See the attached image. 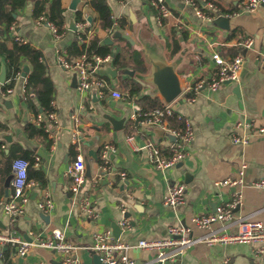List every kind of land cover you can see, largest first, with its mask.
Here are the masks:
<instances>
[{"label": "crops", "instance_id": "0c3cea01", "mask_svg": "<svg viewBox=\"0 0 264 264\" xmlns=\"http://www.w3.org/2000/svg\"><path fill=\"white\" fill-rule=\"evenodd\" d=\"M35 1L28 0L16 9L10 25L0 24V40L11 48L12 39L20 38L41 53L52 87L56 119L54 125L44 119L48 136L36 135L27 128L34 125L35 115L45 112L34 94L25 100L26 78L32 67L22 62L20 73L14 76L0 57V201L12 190V160L21 158L31 164L29 200L24 213L12 219L0 208V234L14 232L31 242L62 232L67 242L79 248L76 255L80 264H100L96 255L83 249L91 245L93 233L109 230L120 241L135 244L140 240L165 239L170 227L182 225L191 228L194 236H202L205 231L198 230L190 219L213 213L220 204L219 195L224 201L231 197L234 189L216 183L237 178L242 166V205L234 212L236 221L216 224L213 229L237 234L242 229L240 221L245 220L260 222L264 227V190L250 186L264 177V137L253 136L247 144L231 141L234 136L248 135L238 124L264 127V5L252 13H242L241 0H193L213 17L206 22L196 16L187 0H166L171 16L158 24L155 12L141 0H106L112 27L102 29L91 0H77L74 10L69 9L74 0H61L64 21L62 31H57L59 38L55 39L47 25V9L42 14L45 21L37 22L41 15H34ZM77 11L85 20V30L90 32L86 44L96 38L109 50L110 61L101 64L95 74L124 99L115 100L109 92L98 98L95 89L79 93L77 71L59 67V55L69 62L80 57L72 47L78 31ZM9 26H14V30L10 31ZM116 33L127 39L115 38ZM247 37L253 39V45L245 51L240 43ZM108 39L111 43H105ZM216 50L226 58L243 56L238 81L212 92L204 89L193 102H187L191 96L188 89L200 79L215 75L217 67L211 56ZM165 68L171 69L181 89L172 103L174 106L180 102L174 110L189 120L194 139L187 146L184 159L162 174L150 164L147 144H156L167 153L173 138L158 128L140 126L132 115L165 104L155 84L156 74ZM133 88L138 91L130 94ZM182 125L175 116L167 120L168 128L180 129ZM34 128L38 129L36 125ZM73 131L81 133L79 150L72 143ZM104 144L116 150L109 157L111 171L107 173L100 168L99 151ZM77 155L87 165L82 191L90 194L97 214L94 220L83 216L78 197L68 190L65 172ZM34 158L40 159L38 165ZM121 172L126 174L125 181L119 177ZM181 183L186 185L184 204L175 209L163 206L168 188ZM45 194L53 202L49 212L38 208ZM121 205L131 225L127 231H121L118 225ZM259 246L260 243H198L165 264H264V259L255 256ZM153 255L136 250L130 253L140 264H154ZM59 260V254L51 250L32 248L25 256H19L12 246L0 244V264H59Z\"/></svg>", "mask_w": 264, "mask_h": 264}, {"label": "built area", "instance_id": "2783aa9c", "mask_svg": "<svg viewBox=\"0 0 264 264\" xmlns=\"http://www.w3.org/2000/svg\"><path fill=\"white\" fill-rule=\"evenodd\" d=\"M149 9L155 12V18L158 24H161L163 20L171 16V10L167 5L166 0H141ZM186 3L193 8L196 16L206 22H211L213 17L202 11L200 6L193 0H187ZM240 12L252 13L260 6L264 5V0H241ZM209 8H212L210 5ZM236 15V14H232ZM228 17V16H227ZM45 21L43 15L38 19V23ZM86 23H78L76 28L78 33H82L85 37H77L79 44H86L87 38L90 34L86 29ZM47 25L51 28L53 37L59 38V34L55 26L47 22ZM9 30L13 31L14 26H9ZM15 40L25 43L20 38ZM243 50L247 51L251 49L253 45V39L250 37L244 38L240 43ZM212 62L217 67L215 75L210 79H200L192 88L187 90V93H191V96L186 98L187 102L191 103L197 94L201 93L204 89L209 91H215L219 86L226 83H235L238 81L239 73L243 66V56L238 54L232 58L223 57L218 50H216L211 56ZM110 61V56L100 57L92 55L90 57L85 54H81L74 62H69L64 56L59 55L57 62L60 68L63 70H76L77 71V83L76 89L79 93H84L91 89H95L98 98H103L106 92H109L110 96L115 100H122L124 96L118 91L110 90L108 82L95 74V70L103 63ZM7 93H11L10 89L6 90ZM180 121L183 125L180 129H171L167 127V120L174 117ZM55 124V112L53 104L51 103V110L39 113L34 116L33 124L38 128L44 129V132L48 136L49 129L44 124V119ZM132 120L137 122L140 126H146L148 128H158L165 134L171 136L173 141L169 144L167 153L157 146L156 144H147L149 151V162L160 173L165 174L168 170L174 168L179 164L186 155V148L193 142L194 135L190 126L189 120L183 118L177 114L173 109L172 103H165L161 107L139 110L132 115ZM248 135L243 138L236 136L231 138L234 144H247L251 137H264V127L254 128L252 124L242 123L237 125ZM80 136L79 131L72 132V143L76 146L77 150L80 149ZM129 137L128 140H131ZM116 152L115 148L111 145L104 144L99 151L100 168L104 173L110 172L109 157ZM39 158H34V164L38 165ZM30 162L25 159L17 158L11 162L12 170V182L11 193L5 200L0 201V208L12 219L20 217L24 213L25 205L29 198L27 196V190L29 188L28 171L30 168ZM245 166H242L241 170L237 174V178L226 179L222 182L216 183L217 186H224L234 189L231 197L224 201L222 196H218L220 204L216 207L215 211L208 215L193 216L190 222L198 230L205 231L202 236H194L192 229L187 226L170 227L168 229V236L161 240H140L135 244H128L115 238L111 231H104L102 233L92 234V243L88 247L83 249L97 255L100 260V264H140L138 261L130 257V253L133 250L147 251L153 253L152 262L154 264H165L166 262L173 261L180 255L184 254L185 250L191 248L195 244L204 243L207 245H231V244H249L260 243V246L255 251V256L264 259V227L260 222L254 221H240L242 229L237 234H230L223 231V228L213 229V226L218 224H228L234 219V212L242 205L241 187H243V170ZM66 177L69 179V192L78 197V205L83 216L89 220L97 218V214L93 208L90 200L89 192L82 191V186L86 180V165L81 155H77L75 159L68 165ZM119 177L122 181H125L126 174L121 172ZM99 180V178L97 179ZM96 180V181H97ZM250 186L264 190V177L252 182ZM239 188V189H238ZM186 185L181 183L172 185L168 188L164 198L163 206L175 209L185 202ZM124 205H121V216L118 225L121 231H127L131 229L130 222L125 217L126 212ZM38 208L42 212H49L53 209V202L51 198L45 194L43 200L38 204ZM0 244L10 245L16 249L19 256H25L32 248H43L51 250L55 254H59V264H80L76 251L79 249L75 245L67 242L64 233L58 232L51 235L46 239H36L31 242L23 240L20 236L14 232L8 235L0 234ZM149 264V263H147ZM223 264H228L225 261Z\"/></svg>", "mask_w": 264, "mask_h": 264}, {"label": "trees", "instance_id": "16d2710c", "mask_svg": "<svg viewBox=\"0 0 264 264\" xmlns=\"http://www.w3.org/2000/svg\"><path fill=\"white\" fill-rule=\"evenodd\" d=\"M28 0H0V24L10 25L13 21V13L16 9L21 8ZM90 6L98 13L100 27L102 29H109L112 27V21L110 17V9L106 3V0H91ZM47 9V20L53 23L58 32L62 31V25L64 21L63 8L61 7V0H36L34 15L38 17L42 15ZM75 21L78 23H84L85 20L81 18V13L76 12ZM85 37L82 33H75V42L72 47L75 49L77 56L85 54L90 57L97 55L104 57L109 54V50L106 46L101 45V42L96 38L91 39L87 44H79L77 37ZM12 47L8 48L5 40H0V57H3L6 62V67L9 73L17 76L20 73V63L28 62L32 70L26 78V98L30 94L36 96L40 107L45 110H51V93L52 87L45 75L44 66L41 63V53L34 49L27 43H22L15 38L12 39ZM10 87V86H9ZM7 88V87H6ZM134 88L131 89L130 94L137 92ZM37 114V112L35 113ZM29 130H32L34 134L44 136L46 133L41 127L34 128V125L27 126Z\"/></svg>", "mask_w": 264, "mask_h": 264}, {"label": "water", "instance_id": "95a60500", "mask_svg": "<svg viewBox=\"0 0 264 264\" xmlns=\"http://www.w3.org/2000/svg\"><path fill=\"white\" fill-rule=\"evenodd\" d=\"M77 4V0L72 1L69 9L74 10ZM89 21V19H88ZM115 38L122 37L124 39H127L124 35H121L119 33H116L114 35ZM105 43H111V41L105 40ZM24 71H27V68H24ZM22 77L24 78V74H22ZM155 84L164 100L165 103H173L181 94V89L179 88V83L176 78V76L171 72L170 68H165L162 71H159L155 76ZM228 84V83H226ZM180 102L175 104L173 106V109H176ZM86 175H87V165H86ZM9 181V178L6 181V186ZM96 259L100 262L99 257L96 255ZM250 264H254L251 262Z\"/></svg>", "mask_w": 264, "mask_h": 264}]
</instances>
